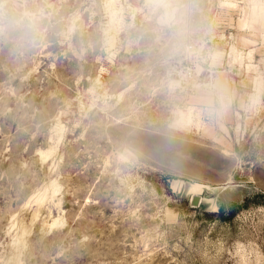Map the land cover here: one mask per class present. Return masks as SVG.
I'll use <instances>...</instances> for the list:
<instances>
[{
  "label": "rangeland",
  "instance_id": "obj_1",
  "mask_svg": "<svg viewBox=\"0 0 264 264\" xmlns=\"http://www.w3.org/2000/svg\"><path fill=\"white\" fill-rule=\"evenodd\" d=\"M0 264H264V0H0Z\"/></svg>",
  "mask_w": 264,
  "mask_h": 264
},
{
  "label": "water",
  "instance_id": "obj_2",
  "mask_svg": "<svg viewBox=\"0 0 264 264\" xmlns=\"http://www.w3.org/2000/svg\"><path fill=\"white\" fill-rule=\"evenodd\" d=\"M200 203V197L198 195H193L191 199V205L196 206Z\"/></svg>",
  "mask_w": 264,
  "mask_h": 264
},
{
  "label": "trees",
  "instance_id": "obj_3",
  "mask_svg": "<svg viewBox=\"0 0 264 264\" xmlns=\"http://www.w3.org/2000/svg\"><path fill=\"white\" fill-rule=\"evenodd\" d=\"M222 219H227L225 216H224V211H223V208L220 209V212L218 214ZM235 215V212L232 213V216Z\"/></svg>",
  "mask_w": 264,
  "mask_h": 264
},
{
  "label": "bare ground",
  "instance_id": "obj_4",
  "mask_svg": "<svg viewBox=\"0 0 264 264\" xmlns=\"http://www.w3.org/2000/svg\"><path fill=\"white\" fill-rule=\"evenodd\" d=\"M193 120V119H192ZM194 121V120H193ZM195 124H198V126H201V124H200V121L198 120V121H196V123ZM193 195H198V194H194L193 193Z\"/></svg>",
  "mask_w": 264,
  "mask_h": 264
}]
</instances>
